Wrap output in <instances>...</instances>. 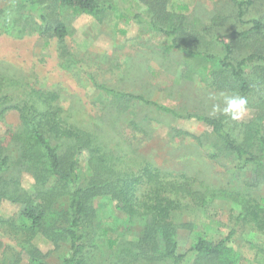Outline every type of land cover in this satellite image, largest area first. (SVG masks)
<instances>
[{
    "label": "rangeland",
    "instance_id": "1",
    "mask_svg": "<svg viewBox=\"0 0 264 264\" xmlns=\"http://www.w3.org/2000/svg\"><path fill=\"white\" fill-rule=\"evenodd\" d=\"M96 1L113 9L94 17L76 15L53 0H39L36 5L22 0H0V74L11 81L3 93L19 101L26 100L23 93L29 88L56 91L59 105L69 122L80 127L90 124L97 130L105 126L102 136L111 151L121 157L120 168L136 171L142 162L147 161L163 171L194 175L206 187L216 191L233 188L254 198L264 196V164L253 165L237 173L238 163L233 155L225 153L216 160L207 158L205 152L213 149L215 139L202 122L172 118L154 107L141 104L125 115H119L112 103L113 96L101 89L142 96L184 113L221 116L235 136L241 138V126L256 115L254 106L259 91H250L244 97L247 100L245 114L239 120H232L222 111L226 107L224 98L230 95L211 87L196 75L182 77L183 63L187 60L185 48L198 45L197 48L203 50L207 46L214 54L223 56V47L217 43L185 41L179 43L180 47H174L170 38L147 25L131 18L128 21L120 18L130 10L148 20L147 5L140 0ZM166 10L184 16L185 32L202 27L208 29L207 35H202L213 43L215 36L228 35L237 25L233 0H166ZM247 15L264 17V0H255ZM32 21L41 27H55L62 23L66 35L59 38L49 34L43 38ZM22 29L23 32L19 33ZM256 43L264 41L255 42L252 48L245 45L235 48V56L240 58L251 53L258 46ZM202 65L206 66L207 62ZM102 113H105L104 118ZM126 117L138 123V130L132 131L127 127L124 123ZM260 123L264 134V117ZM19 125L16 110L8 111L4 122H0V152L9 156V169L3 175V183H8L0 185V189L2 186L10 190L17 188L19 193L33 199L36 188L40 187L36 184L33 170H28L30 164L22 161L18 146L10 141L8 134V130L17 131ZM171 129L184 130L192 137H173ZM198 140L203 144L200 148ZM65 148L63 145L62 149ZM88 160L85 150L80 156L81 176L91 174ZM52 186H55L52 180L47 181L45 190ZM11 198L0 193V264H13L19 257L22 264H28L30 247L38 248L47 264H61L68 252V243L65 239H58L57 231L58 227L65 226L68 196L60 194L48 206V226L54 229L48 234H28L29 237L24 230L15 227L21 204ZM113 203L95 198L93 207L98 219L105 221V226L121 228L117 232L121 235L120 242L117 247L107 249L102 241L103 251H98L89 264H112L114 253H119L121 247L135 241L141 234L142 221L137 220L127 231L124 229L126 218L114 211ZM180 203L181 208L172 215V222L179 226L180 252L190 247L197 231H205L208 238L220 239L234 228L231 245L240 254L242 264H264V234L247 225L235 226L231 217L234 206L230 201L214 198L207 213L201 212L189 198L180 199ZM184 224H191L193 228L182 227Z\"/></svg>",
    "mask_w": 264,
    "mask_h": 264
},
{
    "label": "trees",
    "instance_id": "2",
    "mask_svg": "<svg viewBox=\"0 0 264 264\" xmlns=\"http://www.w3.org/2000/svg\"><path fill=\"white\" fill-rule=\"evenodd\" d=\"M22 1L30 5L39 2ZM53 1L76 15L99 17L106 10L113 9L111 6L99 4L96 0ZM140 1L147 5L148 20L143 19L141 14L129 12L130 10L120 15V18L124 21L131 18L147 25L149 29L170 38L174 47H180L179 43L184 41L220 44L224 49L223 56L214 54L207 46L203 50L197 48L198 45L195 48H185L187 60L183 63L185 67L182 69V77L192 78L196 75L211 87L230 96L245 97L250 91L258 90L259 98L254 106L256 115L243 123V136L237 138L221 116L184 113L142 96L101 87L113 96L112 103L117 113L125 115L141 104L154 107L172 118L200 121L211 130L215 139L213 149L205 152L207 158L216 160L220 155L229 153L238 163L237 173L250 166L264 164V134L260 123L264 117V43H256L258 46L251 53L240 58L235 56L234 51L243 45L252 48L255 42L264 41V17L247 15L250 7L255 5V0H233L237 25L230 34L215 36L214 43L204 37L208 32L204 27L189 30L190 33L185 32L182 22L184 16L167 11L166 0ZM32 22L43 38L49 34L59 38L66 35L62 23H57L55 27H41L35 21ZM206 62V66L202 65ZM9 82L11 81L0 74V122H4L8 111L18 112L19 129L8 130L10 141L18 146L22 161L30 164L28 170H33L36 184L40 188H36L33 199L19 193L17 188L10 190L2 186L0 193L21 204L19 221L15 227L24 230L26 237L40 232L48 234L49 230H53L54 228L48 226V206L60 194L68 196V208L64 214L65 226L58 227L57 231L58 239H65L68 243V252L62 258L61 264H89L98 251H103L102 241L107 249L118 246L121 235L117 232L121 228L107 227L105 221L98 219L93 207L95 198L114 202V211L126 218L124 229L127 231L137 220H141L143 224L138 239L127 242L119 253H114L112 264H187L190 261L191 264H242L240 254L231 245L234 228L220 239L208 238L205 231H197L190 247L184 252L179 251V226L172 222V215L181 208L180 199L184 198L193 201L203 213H207L214 198H224L234 206L231 217L235 226L247 225L264 234V196L254 198L233 188L216 191L206 187L194 175L163 171L147 161L142 162L136 171L120 168L121 157L111 151L102 136L105 126L97 130L90 124L80 127L69 122L68 116L59 105V95L54 90L29 88L28 92L23 93L26 100L20 99L17 102L16 97L3 93ZM102 116L104 118L105 113ZM124 121L132 131L138 130L139 125L133 119L126 117ZM107 127L110 128V125ZM171 134L173 137H192L181 129H171ZM197 144L198 148L203 146L199 140ZM63 145H66L65 150L62 149ZM85 150L89 155L87 164L91 170V174L86 177L81 176L79 171L80 156ZM8 169L9 156L0 152V185L8 183H3V175ZM50 180L55 186L45 190L46 182ZM182 227L191 230L193 225L184 224ZM50 233L53 234L51 231ZM28 250V264H47L38 248L30 247ZM13 264H22L21 258L15 259Z\"/></svg>",
    "mask_w": 264,
    "mask_h": 264
},
{
    "label": "clouds",
    "instance_id": "3",
    "mask_svg": "<svg viewBox=\"0 0 264 264\" xmlns=\"http://www.w3.org/2000/svg\"><path fill=\"white\" fill-rule=\"evenodd\" d=\"M224 103L226 107L222 111L225 115L230 116L232 120L241 119L247 110V100L239 95L226 96Z\"/></svg>",
    "mask_w": 264,
    "mask_h": 264
}]
</instances>
